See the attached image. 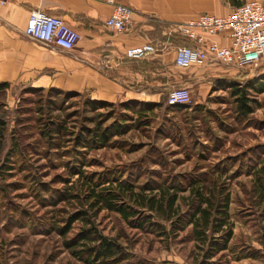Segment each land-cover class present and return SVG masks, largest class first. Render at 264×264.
<instances>
[{"label": "rangeland", "instance_id": "obj_1", "mask_svg": "<svg viewBox=\"0 0 264 264\" xmlns=\"http://www.w3.org/2000/svg\"><path fill=\"white\" fill-rule=\"evenodd\" d=\"M215 68H174V85L147 107L140 101L97 107L87 93L0 91V264H83L63 240L85 226L86 215L143 264H198L201 245L188 225L195 190L229 198L233 235L221 262L264 264V89L255 90L264 66ZM179 87L189 89L190 103L172 108L167 94ZM236 88L249 99L246 116L231 95ZM129 105L145 113L133 114ZM98 131L109 134L105 147L87 146ZM108 194L134 207L139 219L152 216L154 226L137 229L115 212L91 208L95 196ZM163 194L176 197L170 212H149L145 204ZM171 223L174 233L161 235Z\"/></svg>", "mask_w": 264, "mask_h": 264}, {"label": "crops", "instance_id": "obj_2", "mask_svg": "<svg viewBox=\"0 0 264 264\" xmlns=\"http://www.w3.org/2000/svg\"><path fill=\"white\" fill-rule=\"evenodd\" d=\"M252 1L262 0H121L133 15L125 32L116 34L104 25L112 12L105 0H8L0 3V83L87 93L91 100L108 103L159 104L163 88L175 83L173 51H160L170 48L169 26L200 14L224 17ZM33 9L75 30L80 35L75 48L65 52L26 37ZM214 40L222 46L228 43L224 36ZM149 43L157 53L139 61L124 56L128 48ZM211 67L210 72H218Z\"/></svg>", "mask_w": 264, "mask_h": 264}, {"label": "built area", "instance_id": "obj_3", "mask_svg": "<svg viewBox=\"0 0 264 264\" xmlns=\"http://www.w3.org/2000/svg\"><path fill=\"white\" fill-rule=\"evenodd\" d=\"M8 0H0L4 4ZM112 7L105 27L113 33H124L131 22L133 11L121 0H105ZM26 37L43 45L65 52L72 51L80 35L60 18L39 10H31L24 29ZM169 47L173 51V65L180 70L224 66L239 71L264 66V0L244 2L224 17L200 14L195 18L172 24L167 30ZM224 36L227 45L218 44L214 38ZM180 38L190 45H174L170 39ZM165 48H161L163 52ZM152 44L135 46L125 50L124 56L132 61L143 60L155 53ZM215 65V66H214ZM169 106H185L190 103L188 88H172L166 98Z\"/></svg>", "mask_w": 264, "mask_h": 264}, {"label": "trees", "instance_id": "obj_4", "mask_svg": "<svg viewBox=\"0 0 264 264\" xmlns=\"http://www.w3.org/2000/svg\"><path fill=\"white\" fill-rule=\"evenodd\" d=\"M185 42L187 41L181 39L182 45H187ZM188 45H190V43ZM260 81L264 82V78ZM262 82H260V87H256V92L262 91V89H264V84ZM8 86L9 85L6 83H0V91L5 90ZM47 90L49 92H60V90L56 89ZM65 93L67 94L69 92ZM231 95L235 99L237 108L243 116L251 113V109L248 106L249 99L246 97L244 90L239 88L232 89ZM90 103L96 105L97 107L98 105L103 107L107 104H110L108 102L96 100H91ZM131 103L132 102L129 104ZM142 106L147 107V104H142ZM171 107L182 108L184 106ZM126 109L136 115H143L145 113L143 109L134 111L130 105L129 107L127 106ZM126 119L127 118L123 119V121ZM121 126L123 125L121 124ZM3 130L4 123L0 122V141H2L4 137ZM113 131L119 133L117 129H114ZM92 134H94V132ZM95 134H97V136H95L90 141H87L86 145L89 146V143H96V145L105 147V143L109 136L108 132L98 131ZM79 145L84 144L82 143ZM165 196L166 194L161 195V200L159 201L152 202L153 200L150 199L151 202L143 204H145L149 212L161 211L167 214L173 208L176 197L175 195H171L165 198ZM117 198H114V196L112 197L110 194L100 198L95 196V202H93V206H91V208H98V211L106 209L110 212H115L119 214L128 225H131L137 229H143L145 225L154 226V224L151 223L152 216H142V218L139 219L138 216L140 214L134 207H130L122 201L116 202L115 199ZM215 199V196L210 198L206 197L202 193L200 194L199 190H195V192H193L192 203H194V209L192 211L188 225H193L195 240L201 245L200 250L202 255L198 264H229L228 261H224L223 263L221 262L224 257L223 253L229 249V242L233 235L228 219L229 198L228 196H224L218 200ZM81 213L86 215V212ZM86 217L88 218L85 221V226H83L81 230L72 238L63 240V246L70 252L73 258L83 264H143L141 261L135 260L132 255L126 253L122 246L118 244L115 239L104 236L94 226L93 222H91L90 216L86 215ZM74 219L77 220L80 219V217L77 218L76 216ZM165 219L171 221V218L168 215L165 217ZM173 226L174 224L171 223L170 231L167 233H165L162 229V232H160L161 235L168 236L170 233H174L173 229L175 230V228ZM59 231L63 237L68 232L67 230ZM204 246L205 248H203ZM215 257L216 260L212 261V259Z\"/></svg>", "mask_w": 264, "mask_h": 264}]
</instances>
